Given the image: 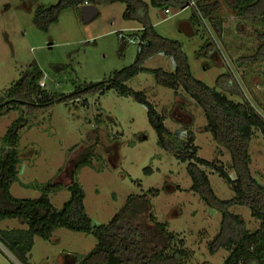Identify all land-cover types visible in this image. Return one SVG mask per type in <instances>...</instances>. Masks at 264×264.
<instances>
[{"label":"rangeland","instance_id":"374dc122","mask_svg":"<svg viewBox=\"0 0 264 264\" xmlns=\"http://www.w3.org/2000/svg\"><path fill=\"white\" fill-rule=\"evenodd\" d=\"M57 1L0 0V96L32 65L43 73L39 85L52 95L67 94L80 84L106 79L133 62L137 53L133 29L140 23L123 17L125 3L96 6L97 14L88 22L82 20L80 8L69 7L46 31L39 29L33 15ZM142 1L148 6L154 30L181 43L195 79L235 102L247 103L264 118V55L260 54L264 49V24L259 18L236 16L226 0H194L208 5L209 14H201L192 24L191 7L179 10L167 5L166 14L164 6ZM203 44L212 49L201 48ZM142 66L172 72L174 61L159 52ZM220 74L232 84L218 87ZM125 84L142 91L164 117V126L170 132L166 138L169 148L158 144L145 106L115 89L86 96L85 102L79 98L46 109L19 107L0 114V148L12 122L20 117L26 120L18 131V172L10 186L11 195L37 198L44 185L51 182L59 186L47 196L52 206L60 209L70 196L67 186L73 179L83 191L86 214L94 223L106 224L128 197L146 193L149 205L139 206L141 211L136 213L133 226L149 228L150 252L157 242L162 243L156 221L184 239L190 255L183 264H221L228 251L208 250V243L220 229V213L190 190L187 162L177 156L181 151L174 134L178 132L185 143L193 138L186 144L197 149V156L215 162L231 175L229 152L204 131L202 108L182 88L174 90L158 83L149 71L139 72ZM88 152L89 162L75 171L78 160ZM248 154L252 176L264 185V138L258 129H253ZM201 168L218 198L233 196L232 189L212 168ZM149 189L158 193L150 196ZM228 210L243 220L247 230L258 227L259 221L247 206L231 205ZM13 228L26 225L18 218L0 220V229ZM96 243L93 234L57 227L49 239L33 236L28 264H77ZM0 264H19L1 243Z\"/></svg>","mask_w":264,"mask_h":264},{"label":"trees","instance_id":"16d2710c","mask_svg":"<svg viewBox=\"0 0 264 264\" xmlns=\"http://www.w3.org/2000/svg\"><path fill=\"white\" fill-rule=\"evenodd\" d=\"M188 1L150 0V3L153 6H164V9L167 5H172L181 10ZM226 1L236 16L240 18L252 16L259 18L264 24V0ZM84 2L95 6L114 2L125 3L123 17L140 23V29L134 33L137 53L133 62L114 71L106 79L80 84L67 94L56 92L52 95L39 85L43 73L37 66L32 65L0 96V114L23 106L33 110L46 109L54 103L79 98L85 102L86 96L94 93L104 94L109 89H115L121 95L131 96L145 106L148 122L157 135L158 144L167 149L169 147L166 138L170 132L164 126V117L147 101L142 91L128 87L125 82L139 72L149 71L158 83L174 90L182 88L202 108L206 118L203 129L212 135L217 144L227 149L233 171L230 175L215 162L197 156V149L186 144L191 143L193 138H189L185 143L179 138L178 132L174 134L181 151L177 156L181 161L187 162L186 172L191 179L190 190L197 193L206 206L220 213V229L208 243V250L210 253L218 248H225L228 251L221 264H264V185L252 176L248 154L253 129H258L264 138V118L247 103L235 102L224 92L195 79L181 43L163 37L154 30L149 23L148 6L142 0H58L55 4L39 8L33 15V23L46 31L51 23L57 21L63 9L69 7L79 9ZM196 5L203 16L209 14L208 5L200 2ZM190 18L192 24L199 21L194 9ZM216 24H219V21H216ZM201 48L207 51L212 49L207 44H203ZM159 52L173 59L172 72L142 66L147 58ZM260 54L264 55V49ZM216 84L223 88L232 83L220 74ZM25 124L26 120L22 117L12 122L3 136L4 146L0 148V220L18 218L26 225V228L0 229V243L19 264H28L33 236L49 239L57 227L90 233L96 237V245L77 264H183L182 262L190 255L184 248V239L178 238L176 233L167 231L165 223L154 221L162 236V243L157 242L152 252L147 245L149 228L142 224L133 226L136 213L141 211L139 206L147 208L149 205L146 193L128 197L106 224H96L86 214L83 191L73 179L67 186L70 196L60 209L54 208L48 199L47 194L59 186L51 182L44 185L42 194L37 198L12 196L10 186L16 179L19 162L16 149L18 131ZM89 155L88 152L78 160L75 171L89 162ZM201 166L212 168L213 172L224 179L232 189L233 196L229 199L218 198L210 185L208 174ZM147 192L154 196L158 190L149 189ZM231 205L247 206L250 215L259 221L258 227L253 231L247 230L243 220L228 210ZM148 218L153 222L151 215ZM174 244L177 247L173 246Z\"/></svg>","mask_w":264,"mask_h":264},{"label":"water","instance_id":"95a60500","mask_svg":"<svg viewBox=\"0 0 264 264\" xmlns=\"http://www.w3.org/2000/svg\"><path fill=\"white\" fill-rule=\"evenodd\" d=\"M79 11L84 22L90 21L97 14V8L92 4L81 5Z\"/></svg>","mask_w":264,"mask_h":264},{"label":"built area","instance_id":"2783aa9c","mask_svg":"<svg viewBox=\"0 0 264 264\" xmlns=\"http://www.w3.org/2000/svg\"><path fill=\"white\" fill-rule=\"evenodd\" d=\"M84 4H87L86 2H84ZM185 7H191L194 9V11L196 12V14L198 16L201 15V11L199 10V8L197 7L196 5V2L194 0H189L187 5ZM164 13L168 14L169 13V10L167 8L164 9Z\"/></svg>","mask_w":264,"mask_h":264},{"label":"crops","instance_id":"0c3cea01","mask_svg":"<svg viewBox=\"0 0 264 264\" xmlns=\"http://www.w3.org/2000/svg\"><path fill=\"white\" fill-rule=\"evenodd\" d=\"M139 29H140V27H138V28L136 27V29H133V31L137 32Z\"/></svg>","mask_w":264,"mask_h":264}]
</instances>
